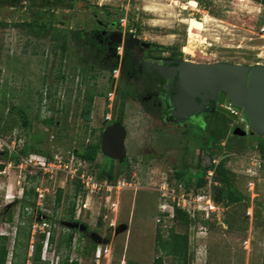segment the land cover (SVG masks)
<instances>
[{"label": "rangeland", "instance_id": "rangeland-1", "mask_svg": "<svg viewBox=\"0 0 264 264\" xmlns=\"http://www.w3.org/2000/svg\"><path fill=\"white\" fill-rule=\"evenodd\" d=\"M22 1L0 0V137L9 141L16 133L20 150L30 148L26 156L33 160L45 161L42 153L74 160L67 170L51 174L0 160V237H6L8 258L15 243H27L26 256L20 246L15 264H154L156 259L163 264H264V173L254 177L250 172L254 151L225 158L241 201L219 203L220 221H209L205 230L188 216L185 224L177 209L161 214L160 191L175 189L174 164L181 151L188 149L187 159L180 156L176 165L188 160L194 170L207 164L210 121L200 130L177 126L143 105L148 80L124 75L121 56L103 55L91 36L111 26L164 47L158 49L162 57L264 65V6L251 0H193L196 7L189 5L192 0H76L70 10L67 0L59 6L55 0H24L23 6ZM75 30L86 48L75 42ZM121 94L127 95L122 117L127 163L101 154L84 161L76 151L100 143L104 128L118 119ZM91 95L87 124L83 113ZM256 136L248 133L242 140L250 148ZM110 168L113 179L104 173ZM81 176L94 186L86 188ZM23 199L29 202L24 214ZM41 236L35 262L33 248ZM181 244L187 248L185 259L172 254Z\"/></svg>", "mask_w": 264, "mask_h": 264}, {"label": "water", "instance_id": "water-1", "mask_svg": "<svg viewBox=\"0 0 264 264\" xmlns=\"http://www.w3.org/2000/svg\"><path fill=\"white\" fill-rule=\"evenodd\" d=\"M118 36L121 34L118 33ZM130 38L140 43L132 35ZM141 45L149 46L145 43ZM166 63L169 61L162 65L153 64V68L165 80L177 77L172 112L178 122L194 118L203 103L216 100L218 112L234 123L242 122L245 125L244 129L233 126L232 135L243 137L251 133L264 136V65L184 61L178 67L166 68L163 66ZM125 137L126 131L119 123L104 128L101 137L102 155L111 160L123 161Z\"/></svg>", "mask_w": 264, "mask_h": 264}, {"label": "trees", "instance_id": "trees-1", "mask_svg": "<svg viewBox=\"0 0 264 264\" xmlns=\"http://www.w3.org/2000/svg\"><path fill=\"white\" fill-rule=\"evenodd\" d=\"M47 1V0H46ZM64 0H55L57 6L61 5V3ZM253 2L259 3L260 5L264 6V0H251ZM68 4L65 6V8H68L70 10L76 9V0H67ZM95 9H98V7H93ZM103 10H106V13L109 14V11L106 9V7L101 8ZM35 24V22H33ZM73 38L75 39V42L79 44L81 47L86 48L82 43H80V33L79 31H73ZM156 47V46H155ZM157 49L165 50L164 47H156ZM89 49V48H88ZM92 79H95L96 77H91ZM127 98L126 94L120 95V103H119V110H118V123H122V117L124 114L125 109V100ZM40 101H42V96ZM93 103V96L91 95L89 97L88 104L86 106V110L83 113V119L88 124L90 122V112L92 108ZM47 125L53 124V121L51 119H45L43 121ZM24 124H27L26 121H24ZM231 134V120L224 116L223 118L218 119L217 121L213 122L210 127L209 132V141L206 145L204 152L207 157V164L206 165H198L197 168L194 170L191 169V167L186 162L183 167H180V165H174L175 166V179L178 183H184V185L188 189H199L204 186L205 184V174L209 170L214 171V181L217 182V186L214 187L215 194L213 195L214 202L219 205V203H223L225 206L229 204H237L241 201V197L238 195L236 187H235V173H233L230 169L226 168L225 166V159H221L217 165L213 164V160L219 156L222 157L225 154H237L241 155L245 153L247 150L251 149L257 150L260 153L264 154V140H261L259 136H256L258 140L255 142V145L249 148L247 143L242 140L243 137L232 135ZM233 138H237V142L233 140ZM30 151V148L21 150V154L23 156H26L28 152ZM185 150V154H186ZM76 154L83 160L87 161H94L97 159L98 155L101 154L100 152V143L97 146L90 147L88 146L86 150L82 152L76 151ZM184 154V155H185ZM42 156L47 160L50 159V156L46 153H42ZM16 157H9L8 153L6 151H0V160L1 161H10L14 160ZM125 165V164H123ZM183 169L191 170L189 174H187ZM105 175L109 179H113V169H107L105 172ZM103 173V174H104ZM29 205V202L23 199V205L21 206L22 211L24 209H27V206ZM177 213H180L181 210H176ZM184 218V223L189 224V220L187 218V215L183 212L182 213ZM223 216V215H222ZM12 215L11 213L8 214L7 220H11ZM73 219V213L71 214V218ZM101 217L98 218L100 220ZM215 221V220H214ZM209 222V221H208ZM208 222H206L208 224ZM225 220L222 222V226H224ZM205 223V224H206ZM44 239V236H41V240L37 242L33 248V259L35 262H38L40 260L41 256V250H42V240ZM5 241L6 237L1 236L0 237V264H7L8 262L10 264H15V259L17 258V250L21 249L20 246H22V253L24 256L27 254L28 245L27 243L24 245H21L19 243H15V247L13 252H11V257L8 258V252L5 247ZM52 242V239L50 240ZM187 253L186 245L181 244L178 245L174 250H172V254L176 257H180L182 259H185ZM154 264H163L162 260L156 259L154 261Z\"/></svg>", "mask_w": 264, "mask_h": 264}, {"label": "flooded vegetation", "instance_id": "flooded-vegetation-1", "mask_svg": "<svg viewBox=\"0 0 264 264\" xmlns=\"http://www.w3.org/2000/svg\"><path fill=\"white\" fill-rule=\"evenodd\" d=\"M6 1H8L10 4H17L18 2V0H6ZM24 4L25 2L23 0L21 5L23 6ZM118 33L121 34V36H118ZM91 36L94 46L103 55L110 54L116 60L119 58L118 56H121L122 66H123L122 71L124 75H126L127 77H133V78L139 77L148 80L147 86H149V92L147 93L146 97L142 98V104L151 105L153 109L156 110L157 114L166 121H168L170 124L177 126L193 125V127H196L197 129L200 130L203 128V125L207 124L209 121H210V125H212L213 122L218 120L219 115L226 116L217 111V107L219 105L216 100H207L205 103H203L201 110H199V112L196 113V116L194 118L187 119L182 122H178V120L176 119V117L173 115L172 112L173 111L172 97L176 93L177 77H173V78H169V80H165L159 75L158 71L153 68V64L162 65L165 61L166 62L169 61V63H166L163 66L166 68H175L178 67L181 62L188 60H184L182 59L181 56H177L174 54H170L168 57H162L158 52V49L154 45L149 44V46H143L141 44L144 42L141 41L140 43H136L133 40H131L130 34L123 35L121 32L113 29L111 26L110 28L106 26H101L99 30L93 31ZM132 36L134 39H137L134 37V35ZM117 50L120 52H117ZM167 75L170 76L171 74L168 72ZM197 102L201 103V101L198 99ZM117 123L118 122L116 121L112 125ZM119 124L122 125V123ZM233 126H238L241 129H244L245 127V125L244 127L239 126V122L231 125V127ZM124 144H125V140H124ZM185 150L187 151L186 154H185ZM100 152H101V139H100ZM187 153H188V149L182 150L180 155L178 156V159L175 160V164L176 161H179L180 156H186ZM101 156L105 157L102 155V153ZM185 159H187V156L185 157ZM108 160L113 161V163H118L120 165L126 164L128 161L126 157V151L123 161L111 160V159ZM49 241L50 238H48V242ZM68 241L70 243L71 239H68ZM71 264H75V262L71 260Z\"/></svg>", "mask_w": 264, "mask_h": 264}, {"label": "built area", "instance_id": "built-area-1", "mask_svg": "<svg viewBox=\"0 0 264 264\" xmlns=\"http://www.w3.org/2000/svg\"><path fill=\"white\" fill-rule=\"evenodd\" d=\"M10 139L9 141H5L0 137V151H6L9 157L15 156L16 158L14 160H17L19 168L22 166H34L35 168H40V170L47 171L51 174L55 171L58 173L60 169L65 171L73 164L74 157L64 160L62 155L54 158L50 157L49 160L44 158L45 161H43L40 157H36V159L33 160L32 158H28L27 156H23L21 154L19 144L20 140L18 139L16 133H12ZM253 151L254 153L250 160V172L254 177H256L262 172L264 173V154L257 150ZM72 156H74V154ZM227 156L228 154H225L222 157L215 158L213 160V164L217 165L221 159H225ZM75 176L77 175L75 174ZM213 176V170L207 171L205 174V184L199 189H188L186 186H183L182 183H178L175 186V189L171 190L168 189L167 186L162 187L160 191L161 204L159 206L161 214L166 208H169L168 211L171 213H174L175 209H179L184 212L193 223L201 224L200 228L205 230L206 222L211 220L220 221L222 208L213 200L212 189L217 186V182L214 181ZM81 178L83 180L84 177L81 176ZM83 183L86 185V188L89 183L92 187L95 184L84 180ZM99 217L102 218V215L100 214L98 218ZM8 264L10 263L8 262Z\"/></svg>", "mask_w": 264, "mask_h": 264}, {"label": "bare ground", "instance_id": "bare-ground-1", "mask_svg": "<svg viewBox=\"0 0 264 264\" xmlns=\"http://www.w3.org/2000/svg\"><path fill=\"white\" fill-rule=\"evenodd\" d=\"M189 5L192 6V7H196L197 6V2L192 0V1L189 2Z\"/></svg>", "mask_w": 264, "mask_h": 264}]
</instances>
